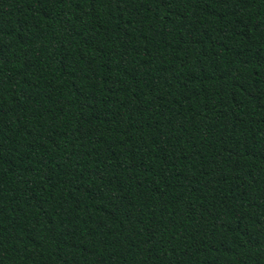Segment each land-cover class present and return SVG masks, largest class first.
<instances>
[{
    "label": "trees",
    "instance_id": "1",
    "mask_svg": "<svg viewBox=\"0 0 264 264\" xmlns=\"http://www.w3.org/2000/svg\"><path fill=\"white\" fill-rule=\"evenodd\" d=\"M0 264H264V0H0Z\"/></svg>",
    "mask_w": 264,
    "mask_h": 264
}]
</instances>
